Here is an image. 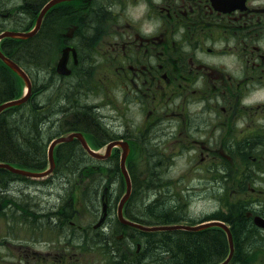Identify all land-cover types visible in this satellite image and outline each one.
Masks as SVG:
<instances>
[{"label":"flooded vegetation","instance_id":"af4514ba","mask_svg":"<svg viewBox=\"0 0 264 264\" xmlns=\"http://www.w3.org/2000/svg\"><path fill=\"white\" fill-rule=\"evenodd\" d=\"M15 1H0V9ZM0 19L11 22L12 13L0 12ZM54 23L62 28L59 59L69 50L65 80L97 91L99 71L115 94L127 92L128 120L132 110L139 120L117 134L145 169L173 167L187 193L206 171L207 195L197 199L214 203L187 225L223 219L237 237L228 264H264V0H65L45 15L50 41ZM216 180L226 185L213 198ZM2 202L0 218L11 213L15 225L21 211L8 212ZM79 233L93 241L87 230ZM25 255L35 259L36 252L13 246L5 257L20 264Z\"/></svg>","mask_w":264,"mask_h":264},{"label":"trees","instance_id":"16d2710c","mask_svg":"<svg viewBox=\"0 0 264 264\" xmlns=\"http://www.w3.org/2000/svg\"><path fill=\"white\" fill-rule=\"evenodd\" d=\"M47 1L21 0L15 14V27L13 29L29 31L32 27L31 22L38 16ZM0 23L3 22L0 21ZM4 26L7 25L5 24ZM88 28L89 25L84 27L81 34L88 35L86 34ZM44 32L45 30L43 29L37 36L27 40L6 39L2 43L4 53H8L7 56L24 68L31 77L32 69L36 73L42 74V84L40 86L35 84L33 95L27 103L9 108L0 115V163L11 164L32 172H43L48 168L49 145L57 137L69 132L81 131L86 134L88 141L97 149L104 146L105 142L112 138L110 131L102 122L101 115L97 109L95 110V106L83 101L85 94L80 80L72 77L69 79L70 83H68L67 81L69 80L60 78L54 73V69L50 66L48 59L43 56L44 50L46 53L54 54L58 45L57 42H59L58 32L52 35L53 45L50 39L46 38ZM0 65L1 104L9 100L18 99L23 93L19 84L21 79L1 61ZM55 156L56 169L52 176L61 182L60 190L64 192V195L60 197L59 206L55 207L56 210L50 211L51 207L49 209L52 216L51 224L54 223V225L58 226L59 223H64L68 216H73L72 214L76 210L74 193L78 185H81L78 182L79 180L81 182L88 180V183L79 186V188H82L81 200L85 208H88L93 213L95 212L94 214L100 210V193L104 189L107 191V200L109 202L114 192L117 193V190L114 189V180L115 178H121L122 173L116 161V155H113L108 160L94 159L87 154L78 140H74L73 142L59 145L55 150ZM157 170L155 167L148 168L147 171L149 172L146 179L137 177L133 181L135 184L134 193L131 196L133 200L130 198L132 200L130 201L129 199L125 207V215L128 219L142 225L178 224L180 222L176 221L177 218L170 214L171 211H164L163 208L169 203L170 210L182 209L189 199L192 198V195L186 193L184 196H176L172 189L179 188L180 190L179 180L174 183V179L170 177L167 170ZM204 173L206 175V171ZM150 175L152 176L150 177ZM52 176L44 180L43 184L51 185L53 182ZM10 179H20L35 183L30 179L16 176L10 171L0 169V202L5 201L8 205H11L13 201L11 197L4 194L6 191L4 188ZM215 184H219L213 186L214 194L218 195L223 191L225 184L223 180H216ZM151 197L153 198L151 199ZM121 198L122 195H119L118 201ZM144 202H148V205L144 206ZM44 208L40 209V213L45 211ZM112 209L113 207L110 205V216L111 214L114 215L113 211L115 209ZM34 214L35 212H29L31 216ZM38 217L36 219L37 222L44 216L39 215ZM115 222L118 224L117 228L110 226L108 223L105 226L107 229L103 227L104 230L100 229L95 233L92 232L93 234H89L91 238L93 237L95 245H103L109 248L108 252L114 264H218L230 253L227 233L219 227H216L217 230L207 228L195 232L173 230L169 232L155 231V233L134 228H129V230L119 221L115 220ZM109 229L112 232L114 231L113 235L116 233H120L119 235L124 234V238L128 240L129 244L125 243V240L120 243L119 239H117V241H114L115 247L111 248V237L109 238V236L112 235V232L108 231ZM137 234L140 237L142 235V237L135 236ZM233 237H235L237 242V237L234 233ZM137 240L138 243H136ZM123 243L126 246H120ZM139 245H141V251L139 250ZM216 260L217 263L215 262Z\"/></svg>","mask_w":264,"mask_h":264},{"label":"rangeland","instance_id":"374dc122","mask_svg":"<svg viewBox=\"0 0 264 264\" xmlns=\"http://www.w3.org/2000/svg\"><path fill=\"white\" fill-rule=\"evenodd\" d=\"M0 1L4 2V4H7L6 2H8L9 0H0ZM20 3L21 0H16L12 6L13 9L9 11L8 10L5 11L4 14L11 12L12 17H14L15 14L17 13V9ZM55 25L56 23L53 24V26ZM13 27H15V25ZM60 29H62L61 23L57 24L54 27V33L59 32ZM44 34L46 36V29ZM51 43L53 45V40H51ZM57 44H59V42H57ZM101 54L102 53L100 52V55ZM59 55H60V51L56 55L55 53L51 54V53H46L45 50L43 51V56H45L48 59V62H50L49 63L50 66L53 65L56 66ZM0 70H1V65H0ZM31 71H32L31 73L33 79L35 80L37 86H40L42 84L41 81L42 74L36 73L33 69ZM99 77H100L99 85H101L100 89L98 88V90L96 91L91 85L89 86V88L86 89L83 88L85 94L83 101L88 104L99 105V109H100L99 113L103 115L101 118L103 120L102 122L103 124L106 125L107 129H109V131L112 132L113 134H117V132H119V130L121 129L122 130L127 128L133 129L134 125L139 120V116H138L139 113L137 111L132 110V115L128 120V117L130 115V110L126 108L127 105L126 100L128 99L127 92L120 89L117 91V94H115L116 91L114 87L109 86L107 82H103L104 80L103 74L99 76V71L95 72V77H94L95 81H97ZM67 82L70 83V80ZM19 84L22 93H24L26 89V84L23 81V79L19 81ZM115 98H118L116 102H114ZM118 111H120V114H118ZM122 151H123L122 147L119 146L118 148H115L113 152V154L117 156L116 161L118 162L119 167L121 166ZM104 152H105V147L100 149V153H102V155H104L103 154ZM140 157L141 155L137 152V150L134 149L132 150L129 147L128 157H127V164H128L127 168H128V172L130 173V176L132 177L131 178L132 181H135V179L139 176L141 179H145L147 173L149 172L147 171V169L143 167L142 163L139 160ZM173 171H174L173 167L171 168V170L170 169L167 170L170 177L176 178L178 174ZM204 172H205L204 170L199 171L196 177V181L190 185L191 189L192 190L194 189L193 194H194V198L196 199H191L190 202H187V204L184 205V207H182L184 211L182 214L179 215V213H181L182 210L181 208L177 210H170L169 203L167 204V206L163 208L164 211H171L170 214L172 216H175L178 220H180L179 216H181V218H184L185 220H180V222H182L183 224H188V222H192V221L199 222L200 221L199 218H203V216L205 215L204 212L206 213L208 210H210L211 204L214 203L208 200L197 199L199 197H206L205 195H207L205 191H208V189H204V187L201 184L202 180L205 181ZM52 179L53 182L51 183V185H48L47 183L43 184L44 180H39V181H35V183H31L29 181L20 180V179H16V180L10 179L8 184H6L4 188L6 191L4 194L6 196L8 195L9 197H11L13 203L11 202V205L7 206L8 204L5 201H3L4 203L7 204L5 205L6 206L5 210L8 212L21 211V214L20 217L17 218V223L15 225L14 223H9L12 221L13 218L11 217L12 216L11 213L5 214L3 218H0V258L3 257V262L6 261L5 264L12 263V260L10 258L5 257L6 252L11 251L13 246L15 247L20 246L21 253L23 252L24 249L26 250V248L28 247H30L33 251L36 252L35 259L30 260V257L33 258V256L28 257L27 255H25L21 259L20 264H114V261L110 257L111 255L108 252L109 249L108 247H104L103 245H93L87 243L88 241L83 242L85 241L84 237L79 233V231L70 229L69 225L59 223L58 226H56L54 225V223L51 224L50 223L52 222L51 215H49L47 219H45V217L39 219V222H37L36 219L39 218L38 216L40 214L38 215L35 213L32 216L29 215V212H37V213L41 212L40 209H43L44 207L45 210H48L50 209V207L53 208L59 206L60 197L64 195V192L60 190L61 182H59L54 176H52ZM177 181L178 179L176 178L174 180V183ZM78 182L83 185L84 183L85 184L88 183V180L83 182L79 180ZM195 186L198 190L195 188ZM115 188L118 192L117 193L114 192L113 195L114 197L111 196L110 199L111 206L113 207V209H115V211H114V215L111 214L110 216L112 217V219L110 217L108 218V223H110L109 224L110 226L113 227L115 226L117 228L118 224H116L115 220L119 221L117 216V210L119 205L118 197L119 195L123 196L127 190V182L123 174L121 178H117L114 180V189ZM178 189H176L177 193L174 191L175 188L172 189L173 193L176 196L185 195L187 193L184 192L183 190L181 191V189H183L182 187L180 188V190ZM81 192H82V188H78L75 193V199H76L75 206L78 211V214L75 217V219H73V222L77 226H83L84 228L90 227L91 229L90 228L85 229L88 230V235H89V233L93 234L92 232L95 233L97 231L96 229L95 231H93L94 229L93 226L98 221L99 217L95 218L94 216L95 214L92 213L88 208L87 209L85 208V206L81 201V194H82ZM215 196L216 195L213 194V198ZM146 205L148 204L145 203L144 206ZM124 211H125V207H124ZM221 221H216V222H221ZM45 222H49V223L47 224L46 227H43ZM218 225L222 228L224 227L223 225H221V223H216V225L214 226H218ZM228 227L230 226L228 225ZM108 231L111 232L110 229ZM167 231H172V230H167ZM119 234H114L115 235L114 236L112 232L113 236L110 235V237L112 236L110 243L111 248L115 247L114 246L115 242H113V238L114 241L115 240L117 241L118 237H120ZM123 239L125 240V238L122 237L120 238L119 241H122ZM125 242L128 243V240L126 239ZM125 245L126 244L124 243L123 245L120 244V246H125ZM233 246L236 247V242L234 243Z\"/></svg>","mask_w":264,"mask_h":264},{"label":"bare ground","instance_id":"6f19581e","mask_svg":"<svg viewBox=\"0 0 264 264\" xmlns=\"http://www.w3.org/2000/svg\"><path fill=\"white\" fill-rule=\"evenodd\" d=\"M8 54V53H7ZM6 54V55H7ZM13 100H15V99H13ZM13 100H9V101H13ZM9 101H6V102H4V103H7V102H9ZM4 103H1L0 105H2V104H4ZM93 105V104H92ZM95 106V105H94ZM10 108V107H9ZM9 108H7V109H9ZM7 109H5V110H7ZM4 110V111H5ZM3 111V112H4ZM2 112V113H3ZM1 113V114H2ZM0 114V115H1ZM102 126V125H101ZM99 129V128H98ZM74 132H76V133H81L82 135H83V137H84V139L86 140V143H87V145H88V147L90 148V150L92 151V152H94L95 154H97V155H99V156H102V158H98V157H95V156H93V154L92 153H90V152H88V150L86 149V147L85 146H83V144L81 143V145H82V147H83V149L87 152V154L90 156V157H92V158H94V159H97V160H107V159H110L114 154H113V152H114V149L115 148H108V147H106V145H104V146H102V147H100V148H98V149H95L91 144H90V142L88 141V139H87V136H86V134L84 133V132H81V131H74ZM72 132H69V134H67V135H63V136H60V137H57V138H55V139H53L52 140V142L50 143V145H49V150H50V146H51V144L55 141V140H57V139H59V138H61V137H67V136H69L70 134H71ZM105 133V132H104ZM96 135V134H95ZM95 137V136H94ZM99 137V136H98ZM147 137V136H146ZM94 139V138H93ZM97 139V138H96ZM100 140V139H99ZM98 140V141H99ZM94 141V140H93ZM68 142H70V141H67V142H63V143H59V144H57L56 146H55V148H54V155H55V150H56V148L59 146V145H61V144H64V143H68ZM96 143H97V141H96ZM102 145V144H101ZM105 147V152L103 153L104 155H102V153H100V149H102V148H104ZM122 147V155H121V170H122V174L125 176V179H126V182H127V190H126V192H125V194L122 196V198L119 200V205H118V210H117V216H118V219H119V222L122 224V225H124V223L125 222H131V223H134V224H140V223H138V222H135V221H132V220H130V219H128L127 217H126V215H125V212H124V206H123V204H122V201H123V199L125 198V196L127 195V192H128V186H129V183H130V186H131V190H132V193H131V196H132V194L134 193L133 192V189H134V182L132 181V177L130 176V173L128 172V168H127V166H128V164H127V157H128V152H129V147L128 146H126L125 144L123 145V146H121ZM116 148H118V147H116ZM49 150H48V154H49ZM73 152V151H72ZM83 155V154H82ZM77 157V156H76ZM80 157V156H79ZM244 158V157H243ZM76 159V158H75ZM123 160H124V163H123ZM84 161V160H83ZM2 164H7V163H2ZM109 164V163H108ZM113 164V163H112ZM8 165H10V164H8ZM76 165V164H75ZM11 166H13V165H11ZM90 166V165H89ZM13 167H15V168H17V169H19L18 167H16V166H13ZM109 167V166H108ZM117 167V166H116ZM1 169H3V168H1ZM84 169V168H83ZM108 169V168H107ZM113 169V168H112ZM114 169H116L115 167H114ZM157 169V168H156ZM6 170V169H5ZM8 171V170H7ZM110 171V170H109ZM158 171V170H157ZM113 174V173H112ZM149 175V174H148ZM157 175V174H156ZM147 176V175H146ZM152 175H150V177H151ZM140 177V176H139ZM166 177V176H165ZM49 177L48 176H46V177H44V178H41L40 180H46V179H48ZM115 178V177H114ZM136 178V177H135ZM148 178V177H147ZM167 178V177H166ZM173 178V177H172ZM206 178V175H205V177H204V179ZM116 179V178H115ZM146 179V178H145ZM152 179V178H151ZM159 179V178H158ZM161 179V178H160ZM163 179H165V178H163ZM174 180L176 179V178H173ZM112 180V179H111ZM110 180V181H111ZM140 180V179H139ZM155 180V179H154ZM142 181V180H141ZM148 181V180H147ZM70 182V181H69ZM76 182V181H75ZM164 182H166V181H164ZM171 182H172V180H171ZM215 182L216 181H214L213 182V186H217V185H219V184H215ZM71 183V182H70ZM73 183V182H72ZM136 183H137V180H136ZM143 183H144V181H143ZM148 183H149V181H148ZM151 183V182H150ZM158 183V182H157ZM220 183H222V182H220ZM95 184V183H94ZM111 184V183H110ZM171 184V183H170ZM74 185V184H73ZM82 185V184H81ZM90 185V184H89ZM109 185V184H108ZM155 185H156V183H155ZM154 185V186H155ZM159 185H161V184H159ZM158 185V186H159ZM164 185H166V184H164ZM225 185H226V183H225ZM112 186V185H111ZM140 186V185H139ZM153 186V185H152ZM212 186V187H213ZM113 187V186H112ZM138 187V186H137ZM141 187V186H140ZM170 187V186H169ZM169 187H168V189H169ZM173 187V186H172ZM223 187V186H222ZM136 188V187H135ZM155 188V187H154ZM162 188V187H161ZM165 188V187H164ZM167 188V187H166ZM195 188H196V186H195ZM214 188V187H213ZM116 189V188H115ZM197 189V188H196ZM108 190V189H107ZM144 190V189H143ZM153 190V189H152ZM163 191H164V189H162ZM166 190V189H165ZM179 190V189H178ZM198 190V189H197ZM229 190V189H228ZM175 192H176V188H175V190H174ZM182 191V190H181ZM193 191H194V189H193ZM85 192V191H84ZM109 192V191H108ZM113 192V191H112ZM118 192V191H117ZM123 192V191H122ZM157 192V191H156ZM168 192V191H167ZM170 192H172V191H170ZM197 192V191H196ZM199 192V191H198ZM213 192V191H212ZM217 192V191H216ZM87 193V192H86ZM144 193V192H143ZM160 193V192H159ZM163 193V192H162ZM161 193V194H162ZM169 193V192H168ZM177 193V192H176ZM194 192H192V193H189V194H191L192 195V198H190L189 199V201L188 202H190V200L191 199H195L194 198V194H193ZM179 194H181V193H179ZM178 194V195H179ZM218 194V193H217ZM224 194V193H223ZM167 195V194H166ZM227 195H229V194H227ZM131 196H130V198H131ZM141 196V195H140ZM151 196H153V195H151ZM184 196V195H183ZM206 196V195H205ZM114 197V196H113ZM157 197V196H156ZM163 197V196H162ZM166 197V196H165ZM173 197V196H172ZM186 197V196H185ZM129 198V199H130ZM153 197H151V199H152ZM169 198V197H168ZM218 198V197H217ZM132 199V198H131ZM130 199V201H132ZM155 199V198H154ZM158 199V198H157ZM173 199H175V198H173ZM181 199V198H180ZM89 200V199H88ZM104 200V199H103ZM150 200V199H149ZM221 200V199H220ZM103 202H106V201H103ZM151 202V201H150ZM222 202V201H221ZM230 202V201H229ZM148 203V202H147ZM110 204V203H109ZM180 204V203H179ZM111 205V204H110ZM216 205V204H215ZM95 206V205H94ZM116 207V206H115ZM250 207V206H249ZM189 208V207H188ZM238 208V207H237ZM53 209H55V207L54 208H52L50 211H52ZM58 209V208H57ZM107 209L109 210V216H108V218L110 217V206L108 207L107 206ZM243 209V208H242ZM56 210V209H55ZM113 210V209H112ZM183 210V209H182ZM182 210H181V212H182ZM186 210V209H185ZM238 210V209H237ZM58 212V211H57ZM114 212V211H113ZM184 212V211H183ZM262 212V211H261ZM54 213V212H53ZM95 213V212H94ZM58 214V213H57ZM204 214H205V212H204ZM203 215V214H202ZM201 216V215H200ZM55 218V217H54ZM111 219H112V217H110ZM222 219H219V218H217L216 220H214L215 222L214 223H204V224H201V225H195V226H191V225H187V224H181V222L180 223H178V224H172V225H144V226H146L145 227V229H141V230H143V231H148V232H155V231H164V230H169V229H167V228H165V227H163V226H180V227H182V228H177V229H171L172 231L173 230H187V231H200V230H204V229H207V228H209V229H211L212 227H214V225H216V223H221V225H223L224 227L222 228V227H220L219 225L218 226H215V227H219V228H222V229H224L228 234H227V236H228V239H229V245H230V253H229V255H228V257L225 259V260H223V261H221L220 263H218V264H225V262L230 258V255L232 254L233 256L235 255V253H236V247H234L233 245H234V243L236 242L235 241V237H232V235H233V231H232V229H231V227H228V223L226 222V221H221ZM216 221H221V222H216ZM256 221H257V219H256ZM58 223V222H57ZM63 224V223H62ZM110 224V223H109ZM149 224V223H148ZM153 224H155V223H153ZM89 225V224H88ZM203 225H208V226H206V227H203V228H200L199 230H189V229H186L187 227H192V228H196V227H201V226H203ZM106 226V225H105ZM104 225H100V226H94V229H93V231H95V229L96 230H100V229H103L104 230V228L103 227H105ZM56 227V226H55ZM115 227V226H114ZM93 228V227H92ZM106 228V227H105ZM110 228V227H109ZM91 229V228H90ZM107 229V228H106ZM116 229V228H115ZM125 229V228H124ZM121 230V229H120ZM88 231V230H87ZM92 231V230H91ZM134 231V230H133ZM97 232V231H96ZM101 232V231H100ZM103 232V231H102ZM112 232V231H111ZM127 232H128V230H127ZM136 232V231H135ZM169 232V231H168ZM99 233V232H98ZM113 233H114V231H113ZM129 233V232H128ZM156 233V232H155ZM160 233V232H159ZM83 234V233H82ZM90 234V233H89ZM101 234V233H100ZM107 234V233H106ZM117 234V233H116ZM119 234V233H118ZM135 234V233H134ZM179 234V233H178ZM182 234V233H181ZM103 235H105V234H103ZM129 235H130V233H129ZM235 235V234H234ZM107 236V235H106ZM113 236V235H112ZM112 236H111V239H112ZM115 236V235H114ZM131 236V235H130ZM135 236H139L138 234L137 235H135ZM122 237H124V235H120V237H118V239L120 240V238H122ZM140 237V236H139ZM141 237H142V235H141ZM140 237V238H141ZM181 237V236H180ZM106 238V237H105ZM109 238H110V236H109ZM132 238H133V236H132ZM184 238V237H183ZM96 239V238H95ZM99 239V238H98ZM108 239V238H107ZM235 242H234V241ZM105 241V240H104ZM108 241H109V239H108ZM116 241V240H115ZM123 241H124V239H123ZM113 242H114V238H113ZM130 242V241H129ZM136 242V241H135ZM139 242H141V241H139ZM120 243H122L121 241H120ZM126 243V242H125ZM124 243V244H125ZM136 243H138V240H137V242ZM146 243H147V241H146ZM129 244V243H128ZM127 244V245H128ZM123 245V244H122ZM126 246V245H125ZM130 246V245H129ZM232 247V248H231ZM140 248H141V245H139V250H140ZM121 249V248H120ZM141 251V250H140ZM231 258H232V256H231ZM231 258L229 259V262H230V260H231ZM135 260V259H134ZM132 261V260H131ZM136 261V260H135ZM128 262V261H127ZM228 262V263H229ZM217 263V262H216ZM227 263V264H228ZM123 264V263H122ZM134 264V263H133ZM135 264H137V263H135Z\"/></svg>","mask_w":264,"mask_h":264},{"label":"water","instance_id":"95a60500","mask_svg":"<svg viewBox=\"0 0 264 264\" xmlns=\"http://www.w3.org/2000/svg\"><path fill=\"white\" fill-rule=\"evenodd\" d=\"M61 1H64V0H53L52 2H50L49 4H47L39 18H38V23H37V26L36 28L32 31V32H28V33H23V32H4L0 35V40H2L3 38H6V37H12V38H30L32 37L33 35H35L40 26H41V22H42V18L43 16L45 15V13L48 11V9L56 4V3H59ZM68 49L67 50H64V54L61 58V60L59 61L58 63V72L60 74H64V75H69L71 73V71L67 68V60H68ZM0 59L3 60L4 62H6V64L11 68L13 69L16 73H18L23 79L24 81L26 82L27 84V88H28V93L27 95H25L24 97L18 99V100H13V101H9L7 103H4L2 105H0V114L7 108L9 107H13V106H17V105H21V104H24L28 101V99L30 98L31 96V92H32V83L28 77V75L24 72V70L22 68H20L16 63H14L12 60H10L9 58H7L0 50ZM74 138H77L82 144L83 146L86 147V149L88 150V152L92 153L93 156L95 157H98V158H102V156H99L97 154H95L94 152H92L90 150V148L88 147L87 143H86V140L84 139L83 135L81 133H75V134H71L67 137H61L57 140H55L51 146H50V150H49V161H50V169L47 170L46 172H43V173H33V172H29V171H25V170H22V169H17L11 165H8V164H2L0 163V168H3V169H6L16 175H21V176H24V177H27V178H33V179H40V178H44L46 176H48L49 174L52 173V171L54 170L55 168V160H54V148L57 144L59 143H63V142H67V141H72ZM116 143H113L109 146V149L112 148L113 145H115ZM123 163H124V160H123ZM130 193H131V186H130V183H129V186H128V192H127V195L125 196V198L123 199L122 201V204L124 205V203L127 201V199L129 198L130 196ZM106 209H107V206L105 205L104 206V214H103V217L101 218V221L99 222V225L102 223V221H104V217L106 216ZM125 224H128V225H132L134 227H137L139 229H145L144 226L142 225H138V224H134V223H131V222H125ZM208 225H203L201 227H196V228H192V227H187L186 229H189V230H199L200 228H203V227H206ZM169 230L171 229H177V228H182L180 226H163ZM232 254L230 255V258H231ZM229 258V259H230ZM229 259L225 262V264H227L229 262Z\"/></svg>","mask_w":264,"mask_h":264}]
</instances>
